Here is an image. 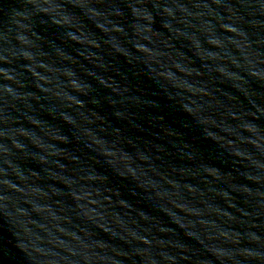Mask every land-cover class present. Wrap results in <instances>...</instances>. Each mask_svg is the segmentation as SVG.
<instances>
[{
    "label": "water",
    "instance_id": "obj_1",
    "mask_svg": "<svg viewBox=\"0 0 264 264\" xmlns=\"http://www.w3.org/2000/svg\"><path fill=\"white\" fill-rule=\"evenodd\" d=\"M0 264H264V0H0Z\"/></svg>",
    "mask_w": 264,
    "mask_h": 264
}]
</instances>
